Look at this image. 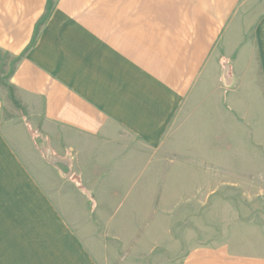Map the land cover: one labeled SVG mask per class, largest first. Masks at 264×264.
<instances>
[{"label": "crops", "instance_id": "obj_1", "mask_svg": "<svg viewBox=\"0 0 264 264\" xmlns=\"http://www.w3.org/2000/svg\"><path fill=\"white\" fill-rule=\"evenodd\" d=\"M191 107L264 154V0H0V264H100L64 219L72 161L91 150L124 175L110 145L157 150ZM179 264H264V245Z\"/></svg>", "mask_w": 264, "mask_h": 264}, {"label": "rangeland", "instance_id": "obj_2", "mask_svg": "<svg viewBox=\"0 0 264 264\" xmlns=\"http://www.w3.org/2000/svg\"><path fill=\"white\" fill-rule=\"evenodd\" d=\"M178 123L157 150L120 135L105 155L127 151L124 175L104 174L110 162L91 150L90 160L84 154L72 161L81 178L79 200L72 215L64 208V219L73 221L66 225L82 234L100 264H179L195 247L246 252L264 245L262 151L232 131L229 118L216 121L213 107H191ZM74 189L64 182V191Z\"/></svg>", "mask_w": 264, "mask_h": 264}]
</instances>
